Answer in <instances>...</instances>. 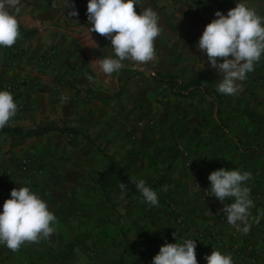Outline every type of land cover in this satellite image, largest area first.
<instances>
[{
	"label": "crops",
	"instance_id": "crops-1",
	"mask_svg": "<svg viewBox=\"0 0 264 264\" xmlns=\"http://www.w3.org/2000/svg\"><path fill=\"white\" fill-rule=\"evenodd\" d=\"M74 2L78 15L71 18L60 0L56 6L21 0V35L0 48V89L14 86L18 105L6 127L53 125L77 133H0V170L44 192L61 176L68 182L92 171L102 176L110 160L125 167L128 180L152 178L160 168L175 181L184 213L205 204L196 198L202 192L191 190L192 177L207 178L221 167L250 171L247 186L264 192V82L248 73L237 94L217 92L220 75L196 47L215 11L226 14L235 0H199L197 12L193 0H142L141 9L151 7L160 17L155 57L142 67L125 61L110 76L99 71L98 60L112 54L111 41L89 31L87 0ZM167 75L177 78V90L160 79ZM7 194L0 185V210ZM216 201L217 209L210 201L204 206L208 215L223 213L224 202Z\"/></svg>",
	"mask_w": 264,
	"mask_h": 264
},
{
	"label": "clouds",
	"instance_id": "clouds-1",
	"mask_svg": "<svg viewBox=\"0 0 264 264\" xmlns=\"http://www.w3.org/2000/svg\"><path fill=\"white\" fill-rule=\"evenodd\" d=\"M60 2L71 9L67 12L69 17L78 15L74 0ZM141 3L142 0H87L89 31L111 41L112 54L98 60L99 71L103 74L118 73L125 67V61L142 67L154 59V42L162 31L160 17L151 7L141 9ZM20 5L21 0H0V48L12 47L21 35ZM53 6H56V0H53ZM214 16L205 25L196 47L206 54L208 66L220 75L217 92L235 95L241 90L240 82L255 71V66L264 57V16L249 7L247 0H235V7L226 14L216 10ZM96 70L94 66L93 71ZM88 78L93 79L92 76ZM17 111L13 93L0 89V130L10 125ZM251 179L250 171L239 168L221 167L208 175L209 195L221 203L226 198L231 201L225 203L221 211L227 223L245 235L251 228L250 209L254 206L247 186ZM131 181L144 202L154 207L159 205L158 193L145 180L131 178ZM125 187L121 183V188ZM56 224L57 217L47 201L28 186L13 188L0 210V245L18 251L26 242L49 239ZM204 259L206 264H234L230 253L214 248ZM151 264H198L196 239L177 241L175 238L173 243H164Z\"/></svg>",
	"mask_w": 264,
	"mask_h": 264
},
{
	"label": "rangeland",
	"instance_id": "rangeland-1",
	"mask_svg": "<svg viewBox=\"0 0 264 264\" xmlns=\"http://www.w3.org/2000/svg\"><path fill=\"white\" fill-rule=\"evenodd\" d=\"M249 7L264 16V0H255ZM262 60V69L250 73L258 83L264 82V57ZM75 169L81 174L78 167ZM163 172L158 168V175L142 178L158 193L159 205L155 207L144 202L132 181L124 178L122 165L102 176L92 171L76 181L68 182L65 176L59 181H46L49 189L44 192L21 178L47 201L57 224L49 239L26 242L18 251L0 245V264H151L161 245L173 243L175 238L180 241L183 234L184 239H196L198 264H206L204 257L213 248L230 253L234 264H264V192L250 188L254 206L249 222L253 227L245 235L227 223L224 213L213 216L205 212L207 202L215 209L218 203L209 195V173L207 178L199 175L189 181L195 196L196 191L202 192L197 200L205 203L193 211L185 209L189 218L181 212L175 181L166 180ZM121 183L126 187L121 188ZM225 203L231 201L226 198Z\"/></svg>",
	"mask_w": 264,
	"mask_h": 264
},
{
	"label": "trees",
	"instance_id": "trees-1",
	"mask_svg": "<svg viewBox=\"0 0 264 264\" xmlns=\"http://www.w3.org/2000/svg\"><path fill=\"white\" fill-rule=\"evenodd\" d=\"M161 80L166 81V82H170L172 85L173 89H178L181 85L178 83L177 78L174 75H167V76H163L160 77ZM179 91V90H178ZM206 94L211 95L210 92H208L207 90L204 91ZM53 130H59L62 132H72L74 134H76L77 132L74 129H71L69 127H57V126H49V125H41L35 129H31V130H27L24 131L21 128H12V127H5L4 129L0 130V133H13V134H22L25 133L26 135H43L45 133H48L50 131ZM114 167H115V162L113 160H110V165L109 168L105 171V173L103 175H105L106 173L109 174L110 172L114 171ZM123 260V257H122Z\"/></svg>",
	"mask_w": 264,
	"mask_h": 264
},
{
	"label": "built area",
	"instance_id": "built-area-1",
	"mask_svg": "<svg viewBox=\"0 0 264 264\" xmlns=\"http://www.w3.org/2000/svg\"><path fill=\"white\" fill-rule=\"evenodd\" d=\"M198 4H199V0H193V2H192L193 12L198 11ZM7 89L8 90H14L15 87L9 85L7 87ZM25 162H27V160H25ZM0 185L5 187L9 194L13 188H18V187H23V186L30 187V185H25L20 178L17 179L14 176V172L9 171V170H0Z\"/></svg>",
	"mask_w": 264,
	"mask_h": 264
}]
</instances>
